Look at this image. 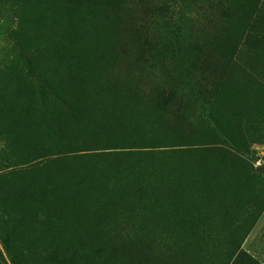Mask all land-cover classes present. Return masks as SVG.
Listing matches in <instances>:
<instances>
[{
	"label": "rangeland",
	"instance_id": "1",
	"mask_svg": "<svg viewBox=\"0 0 264 264\" xmlns=\"http://www.w3.org/2000/svg\"><path fill=\"white\" fill-rule=\"evenodd\" d=\"M235 68L264 84V0H0V264H264Z\"/></svg>",
	"mask_w": 264,
	"mask_h": 264
},
{
	"label": "crops",
	"instance_id": "2",
	"mask_svg": "<svg viewBox=\"0 0 264 264\" xmlns=\"http://www.w3.org/2000/svg\"><path fill=\"white\" fill-rule=\"evenodd\" d=\"M246 77H247L246 69H244L241 72L240 69L235 68L233 70L231 69L229 72V89H230V92H233L234 94L233 99L232 98L230 99V105L232 106V108L230 107L231 110L229 111L230 119L235 121L236 123L245 121L246 119L261 120V122H264V107L263 106H260L261 107L260 110H257L256 107H253V112H251L248 106L244 104L245 97H243L242 99L240 97H236V96H241L245 94V91L247 89L253 88L255 85L264 87V84L262 83L259 84V82L257 81L247 82ZM245 131H246L245 127L243 128V127H239L236 125L229 127V132L233 136H235V138L241 137L243 134H245ZM261 131H264V129H261Z\"/></svg>",
	"mask_w": 264,
	"mask_h": 264
}]
</instances>
